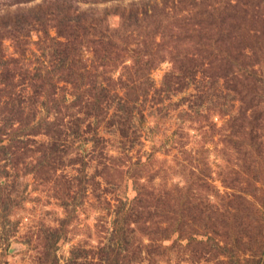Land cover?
<instances>
[{
  "label": "rangeland",
  "instance_id": "1",
  "mask_svg": "<svg viewBox=\"0 0 264 264\" xmlns=\"http://www.w3.org/2000/svg\"><path fill=\"white\" fill-rule=\"evenodd\" d=\"M0 264H264V0H0Z\"/></svg>",
  "mask_w": 264,
  "mask_h": 264
}]
</instances>
